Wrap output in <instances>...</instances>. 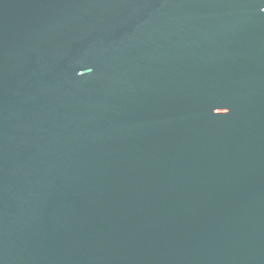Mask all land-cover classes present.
I'll return each mask as SVG.
<instances>
[{
  "label": "water",
  "instance_id": "95a60500",
  "mask_svg": "<svg viewBox=\"0 0 264 264\" xmlns=\"http://www.w3.org/2000/svg\"><path fill=\"white\" fill-rule=\"evenodd\" d=\"M0 264H264V0H0Z\"/></svg>",
  "mask_w": 264,
  "mask_h": 264
}]
</instances>
